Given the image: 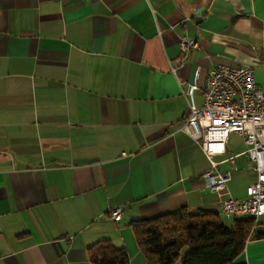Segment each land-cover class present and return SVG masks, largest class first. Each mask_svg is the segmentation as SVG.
Here are the masks:
<instances>
[{"label": "crops", "instance_id": "1", "mask_svg": "<svg viewBox=\"0 0 264 264\" xmlns=\"http://www.w3.org/2000/svg\"><path fill=\"white\" fill-rule=\"evenodd\" d=\"M182 35L198 47L178 65ZM263 44L264 0H0V264H88L100 240L146 264L130 222L219 215L201 179L212 161L231 174L225 196L244 198L243 152L212 160L230 133L209 157L178 127L219 63L264 85ZM233 264H264V235Z\"/></svg>", "mask_w": 264, "mask_h": 264}, {"label": "built area", "instance_id": "2", "mask_svg": "<svg viewBox=\"0 0 264 264\" xmlns=\"http://www.w3.org/2000/svg\"><path fill=\"white\" fill-rule=\"evenodd\" d=\"M183 21H180L182 23ZM198 47L195 38L182 35L178 40L179 56L176 64L182 65L189 53ZM259 65L264 68V44ZM196 85L185 92L187 109L179 129L196 140L207 156L221 155L229 133L242 137L247 149L242 153L255 173V181L245 187L244 198L226 197V183L231 174L219 171L217 163L210 162L201 175L203 185L215 193L223 212L239 217H253L254 226L264 215V85L256 82L252 65L219 63L206 75L202 89V104L197 106L192 97ZM234 165V156L226 159ZM120 206L108 208L107 215L114 221L121 219Z\"/></svg>", "mask_w": 264, "mask_h": 264}, {"label": "trees", "instance_id": "3", "mask_svg": "<svg viewBox=\"0 0 264 264\" xmlns=\"http://www.w3.org/2000/svg\"><path fill=\"white\" fill-rule=\"evenodd\" d=\"M253 217H240L225 226L216 211L185 206L153 218L130 222L146 264H233L249 239ZM88 264H130L124 247L109 240L89 248Z\"/></svg>", "mask_w": 264, "mask_h": 264}, {"label": "rangeland", "instance_id": "4", "mask_svg": "<svg viewBox=\"0 0 264 264\" xmlns=\"http://www.w3.org/2000/svg\"><path fill=\"white\" fill-rule=\"evenodd\" d=\"M226 145H227L226 153L224 155H222L221 157L220 156L219 157H213L212 160L220 161L222 159L228 158L232 154L241 153L247 149V145L243 142L242 137L239 134H234V133L229 134L228 142ZM237 162L239 163V158L237 159ZM227 166L234 167L233 164L226 161L225 163H222L219 168L220 169H226ZM219 218L225 226H230V224L233 222L234 219L240 218V217L234 216L231 214H227V213L221 211L219 213ZM258 219H261L264 221V215H261Z\"/></svg>", "mask_w": 264, "mask_h": 264}, {"label": "water", "instance_id": "5", "mask_svg": "<svg viewBox=\"0 0 264 264\" xmlns=\"http://www.w3.org/2000/svg\"><path fill=\"white\" fill-rule=\"evenodd\" d=\"M256 234L263 236L264 235V222H258L254 228Z\"/></svg>", "mask_w": 264, "mask_h": 264}]
</instances>
